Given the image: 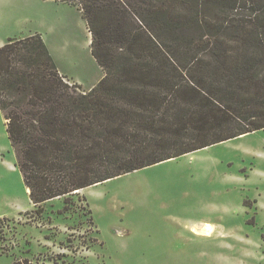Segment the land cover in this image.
Here are the masks:
<instances>
[{"label":"trees","instance_id":"trees-1","mask_svg":"<svg viewBox=\"0 0 264 264\" xmlns=\"http://www.w3.org/2000/svg\"><path fill=\"white\" fill-rule=\"evenodd\" d=\"M54 1L80 12L103 77L88 91L63 83L39 34L0 46V112L33 213L264 131V18L206 23L166 0Z\"/></svg>","mask_w":264,"mask_h":264},{"label":"rangeland","instance_id":"rangeland-1","mask_svg":"<svg viewBox=\"0 0 264 264\" xmlns=\"http://www.w3.org/2000/svg\"><path fill=\"white\" fill-rule=\"evenodd\" d=\"M166 1L206 23L264 18V0ZM34 34L82 90L101 80L77 8L0 0V46ZM15 164L0 112V264H264L263 130L84 189L68 209L50 200L40 214ZM205 223L210 237L191 232Z\"/></svg>","mask_w":264,"mask_h":264},{"label":"bare ground","instance_id":"bare-ground-1","mask_svg":"<svg viewBox=\"0 0 264 264\" xmlns=\"http://www.w3.org/2000/svg\"><path fill=\"white\" fill-rule=\"evenodd\" d=\"M26 191L29 192L27 189H26ZM191 232L198 235V236L210 237L211 233L213 232V228L210 224L205 223L203 228L200 230H198L196 227H192Z\"/></svg>","mask_w":264,"mask_h":264},{"label":"crops","instance_id":"crops-1","mask_svg":"<svg viewBox=\"0 0 264 264\" xmlns=\"http://www.w3.org/2000/svg\"><path fill=\"white\" fill-rule=\"evenodd\" d=\"M54 3H56V4H61V3H57V2H55L54 0H52ZM63 5H66V4H63ZM69 6V5H68ZM57 67V70H58V72H59V74L61 75V76H64L67 80H69V81H71L72 83H76V84H78V82L76 81V80H74L73 78H68V76L58 67V66H56ZM102 77H103V73H102ZM79 85V84H78ZM94 86V85H93ZM93 86H91V87H89L87 90H85V91H88V90H90Z\"/></svg>","mask_w":264,"mask_h":264}]
</instances>
